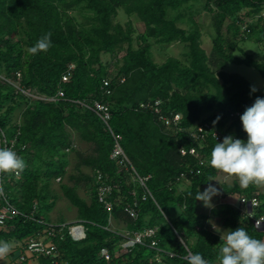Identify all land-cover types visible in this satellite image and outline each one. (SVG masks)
<instances>
[{"label": "trees", "instance_id": "1", "mask_svg": "<svg viewBox=\"0 0 264 264\" xmlns=\"http://www.w3.org/2000/svg\"><path fill=\"white\" fill-rule=\"evenodd\" d=\"M195 1L0 0V139L5 135L13 141L14 151L26 162L19 175L4 174L6 194L21 215L0 226V243L25 250L30 239L56 228L57 253L32 257L39 264H188V257L197 252L210 264H219L223 239L207 226L210 220L225 230L245 227L264 240V227H256L242 207L222 203L207 215L198 214L199 191L223 172L209 163L217 142L212 135L205 140L191 136L198 124L208 122L224 135L246 139L240 116L257 96H264V89L252 92L246 77L226 68L246 65L264 78V62L242 45L264 46V0H206L204 8L212 14L216 32L210 54L202 48L193 14L187 16ZM120 11L130 18L126 24L117 22ZM133 17L144 24L143 33L137 34ZM186 20L194 26L182 27ZM47 33L51 47L30 53ZM176 43L184 44L182 58L155 61L153 44ZM105 54L111 61L103 60ZM72 65L71 77L64 82ZM15 83L35 95L56 97L63 90L65 96L49 102L34 99ZM94 101L110 107V127L121 136L136 171L150 177L149 192L132 180L130 168L111 158L114 135L83 105ZM156 101L162 103L157 106L162 114L181 115L182 130H166ZM73 136L88 144V150L77 149ZM193 148L197 155L190 153ZM69 153H75L79 175H69L73 185L62 183L60 188L85 227L86 238L80 242L71 238L64 220L53 223L50 215L57 200L52 185L67 175ZM83 167L92 172H82ZM184 181L190 187L180 191ZM103 183L113 187L111 215L100 202ZM80 185L90 201L81 197ZM223 193L258 198L254 214L264 216V194L257 192L256 184L224 185ZM129 207L137 210V218L130 217ZM111 217L125 223L129 233L157 228L158 246L146 242L123 250L124 231L113 228ZM102 249H108L110 260ZM32 258L12 257L8 264H28Z\"/></svg>", "mask_w": 264, "mask_h": 264}, {"label": "clouds", "instance_id": "2", "mask_svg": "<svg viewBox=\"0 0 264 264\" xmlns=\"http://www.w3.org/2000/svg\"><path fill=\"white\" fill-rule=\"evenodd\" d=\"M51 44V33H47L38 39L28 51L37 54L48 50ZM256 91L257 89L253 87L252 92ZM219 119L220 117H217V121ZM240 120L242 129L246 133V139L227 135L222 142L217 141L211 150L209 163L213 168L237 177L239 184L243 187L250 184H264V96H257L251 106H248L241 114ZM69 151L70 149L67 150ZM25 167V160L18 156L16 151L0 147V173L18 175ZM57 180L61 181V178ZM218 194L217 186L208 183L203 192L199 191L197 200L202 201L205 206H212V199ZM112 221L113 218L110 222ZM77 224L84 227L80 222L67 225L70 227ZM223 232L224 235L221 237L223 244L218 257L219 264H264V240L254 238L245 227L241 226ZM9 251L10 246L7 242L0 243V258L7 256ZM188 264H210V261L197 252L188 257Z\"/></svg>", "mask_w": 264, "mask_h": 264}, {"label": "rangeland", "instance_id": "3", "mask_svg": "<svg viewBox=\"0 0 264 264\" xmlns=\"http://www.w3.org/2000/svg\"><path fill=\"white\" fill-rule=\"evenodd\" d=\"M206 0H198L195 1L192 5L191 10L187 11V16L193 14L194 20L197 22V24L200 26L201 32H202V38H201V45L202 48L207 51L208 54L211 53L213 48V39L216 36V32L213 26V16L209 12H207L204 8ZM264 12L262 13V15ZM258 18V16H257ZM129 17L123 12L120 11L117 22H120L122 24H126L129 21ZM132 21L134 23V27L136 29L137 34L143 33L145 31V26L142 22L137 20L135 17L132 18ZM184 28H191L193 27V23L189 24V22L186 20L185 23L180 24ZM245 51L249 54H253L254 57L264 62V46L258 45L254 42H246L245 44H242ZM137 47V45L135 46ZM184 52V44L182 43H176L171 46L169 45H156L153 44V53L155 57V61L157 63H163L167 57L174 56V57H180L182 58ZM125 55L124 51L119 54V57H123ZM103 60L105 62L111 61V56L109 54L103 55ZM226 71L229 73H239L246 77L255 87L257 90H263L264 89V78L261 76L258 70L252 67H248L246 65H237V64H229L226 68ZM73 140L77 145V149L82 151H87L89 146L88 144L81 142L78 140L76 136H73ZM69 159H70V165L67 167V175L61 179V181L55 180V182L52 185L53 190L57 194V200L56 205L54 209L51 211V219L53 223L60 222V220H64L67 224H73L79 222L78 212L77 208L74 207L69 200L63 195L61 191V184L62 183H68L70 185H73L71 181H69V175H79V169H77L76 164L77 160L75 157V153H69ZM82 172L84 173H91L92 170L90 168L83 167ZM212 184H215L217 188L219 189V194L212 199V206H205V204L200 201V207L198 209L199 215H207L210 213V211L222 203H227L234 205L235 207H242L244 212H247V209L243 204H241L240 201V195H230V196H224L223 193V186L224 185H234L239 184V181L237 177L231 176L226 173H220L216 178L212 179ZM208 186L205 185L201 188V192L204 191V189ZM241 186V185H240ZM190 187L189 182L184 181L181 185L179 190L185 191ZM243 187V186H242ZM80 195L82 198L86 199L87 201H90V195L88 191L86 190V187L84 185H80L78 189ZM257 192L264 194V184L257 185ZM112 225L114 229H121L122 231L126 232V224L123 222L118 221H112ZM207 226L211 228L213 231L217 232L218 234L223 237L224 232L226 231L220 224L216 222V220L212 219L207 223ZM10 251L7 254V256L0 258L1 264H8L12 257H18L20 255H25L28 258H32L33 255L27 251L23 250L21 248H17L15 244H11ZM28 264H39V261L37 258H32L29 260Z\"/></svg>", "mask_w": 264, "mask_h": 264}, {"label": "built area", "instance_id": "4", "mask_svg": "<svg viewBox=\"0 0 264 264\" xmlns=\"http://www.w3.org/2000/svg\"><path fill=\"white\" fill-rule=\"evenodd\" d=\"M74 69V66L72 65L70 69L68 70V73L63 76V81L66 82L71 77V73ZM105 86H109V81L105 82ZM15 87L18 88V90H22L25 94H28L34 99H40L45 100L47 102L54 101L59 98H63L65 96V93L63 90H59L58 95L56 97H46L42 95H35L32 94L29 91L24 90L20 87V84L15 83ZM110 93V91H108ZM81 103V102H79ZM83 104V103H82ZM162 103L160 101L155 102V106H159ZM85 107L92 109L103 121V123L109 127L110 131L114 135L115 139V145L111 154V158L118 163V165L122 168H128L132 171V180L138 182L142 187L147 189L146 182L149 180L150 177H144L141 176L134 166L132 165L128 155L124 151L122 144H121V136L115 135L112 128L110 127V121L112 118V114L110 111V107L106 104H103L99 101H94L93 104H83ZM142 107H145V104L141 105ZM157 112L161 113V109L157 107ZM161 121L166 126L167 131H171L172 129L180 130L181 128L178 126L181 121V115L178 113H170V115H164L161 113L160 115ZM182 130V129H181ZM210 135L218 141L222 142L223 138L227 135H224L220 130L214 129L213 125L211 123H201L194 128L192 131L191 136L194 139H200L205 140ZM234 136V135H233ZM2 142V145H1ZM0 147H6L11 148L14 150V142L12 141L9 143L7 139L5 138V135H3L2 139H0ZM188 151L182 150V154L186 155ZM191 154L197 155L198 151L193 148L190 151ZM5 173H0V226H4L8 221L14 219L15 217L21 215V212L16 208V206L10 201L9 197L6 194L4 185H5V179H4ZM17 175V174H16ZM19 175V174H18ZM104 176L102 173H98V180L102 181ZM148 191V189H147ZM113 192V187L111 185L102 184L99 187V198L100 202L106 207V209L109 211L110 215L113 212V203L110 200V197ZM149 192V191H148ZM241 204L245 206L247 209V212L249 216L254 221V224L256 227L261 228L264 227V216L255 217L254 211L255 209L260 205V201L258 198L254 197L252 199H247L246 197H241L240 201ZM126 211L130 215L131 218H137L138 213L137 210L129 207L126 208ZM112 220V217L110 218V221ZM57 229L52 228L48 231L46 234H40L38 238H32L26 249L29 251L32 255H45V256H55L57 253V245L53 241L57 237ZM157 228H148L143 231L129 233L128 231L123 232V236L125 237V240L122 242L121 247L123 250L127 251L131 248H134L136 245L141 244L144 245L146 242L150 243V246L153 248H156L158 246L157 241ZM69 233L73 240L75 241H81L85 239L86 233L85 229L82 225H72L69 227ZM102 256H104L107 260H110V253L108 249H102L101 251ZM26 256L21 255L20 259L25 260Z\"/></svg>", "mask_w": 264, "mask_h": 264}, {"label": "crops", "instance_id": "5", "mask_svg": "<svg viewBox=\"0 0 264 264\" xmlns=\"http://www.w3.org/2000/svg\"><path fill=\"white\" fill-rule=\"evenodd\" d=\"M75 147H77V145H75Z\"/></svg>", "mask_w": 264, "mask_h": 264}]
</instances>
